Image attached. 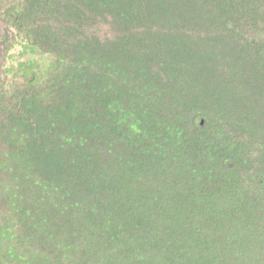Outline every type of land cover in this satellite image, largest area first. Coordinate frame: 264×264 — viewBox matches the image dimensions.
<instances>
[{
    "label": "trees",
    "instance_id": "obj_1",
    "mask_svg": "<svg viewBox=\"0 0 264 264\" xmlns=\"http://www.w3.org/2000/svg\"><path fill=\"white\" fill-rule=\"evenodd\" d=\"M0 264H264V0H0Z\"/></svg>",
    "mask_w": 264,
    "mask_h": 264
},
{
    "label": "rangeland",
    "instance_id": "obj_2",
    "mask_svg": "<svg viewBox=\"0 0 264 264\" xmlns=\"http://www.w3.org/2000/svg\"><path fill=\"white\" fill-rule=\"evenodd\" d=\"M100 34L103 35L104 34V31H100Z\"/></svg>",
    "mask_w": 264,
    "mask_h": 264
},
{
    "label": "clouds",
    "instance_id": "obj_3",
    "mask_svg": "<svg viewBox=\"0 0 264 264\" xmlns=\"http://www.w3.org/2000/svg\"><path fill=\"white\" fill-rule=\"evenodd\" d=\"M204 121H203V119L201 120V123H203Z\"/></svg>",
    "mask_w": 264,
    "mask_h": 264
}]
</instances>
